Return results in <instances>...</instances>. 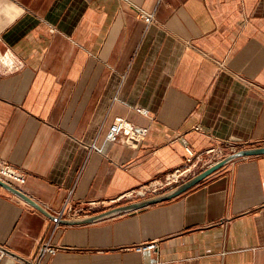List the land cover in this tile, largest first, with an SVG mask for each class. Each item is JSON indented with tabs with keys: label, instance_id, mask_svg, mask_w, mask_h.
<instances>
[{
	"label": "crops",
	"instance_id": "obj_1",
	"mask_svg": "<svg viewBox=\"0 0 264 264\" xmlns=\"http://www.w3.org/2000/svg\"><path fill=\"white\" fill-rule=\"evenodd\" d=\"M0 37V161L53 214L73 186L76 204H99L78 217L140 200L111 202L181 165L187 144L264 145V0H0ZM118 116L148 137L90 151ZM56 222L2 187L4 264L49 238L60 250L42 264H264V154L133 212ZM149 241L158 251L135 248Z\"/></svg>",
	"mask_w": 264,
	"mask_h": 264
},
{
	"label": "built area",
	"instance_id": "obj_2",
	"mask_svg": "<svg viewBox=\"0 0 264 264\" xmlns=\"http://www.w3.org/2000/svg\"><path fill=\"white\" fill-rule=\"evenodd\" d=\"M136 7L139 17H141L145 23L150 24L154 21V12L146 11L138 6ZM1 40L2 38L0 37V41ZM136 110L145 116L151 117L150 111L147 109L137 108ZM194 129L198 131L201 130L199 126H196ZM149 132L150 128L148 126L139 125L126 119L125 117L118 116L110 125L106 133L104 143L98 145L96 142H93L89 145V150L105 154V145L107 143L117 142H122L129 147L136 148L148 137ZM180 137L181 135H178V138ZM240 148L241 146L232 140L215 141L209 147L201 150H195L189 144L184 145L186 155L181 165L172 171L165 173L162 177L145 182L123 195L112 199L111 202H119L125 199H142L168 191L169 189H172L197 175L199 172L217 164L227 155L238 151ZM0 181L13 187H23L27 181V174L7 161H0ZM1 189L2 186L0 185V190ZM74 190L75 186L68 190V194L62 208L55 210L54 214L59 219L78 217L82 213L98 207L99 204L96 201H88L86 205L76 204L73 200ZM58 226H60V223L57 221L56 227ZM135 248L141 251H158L159 246L158 242L149 241L138 244ZM59 250L60 247L53 244L52 239L49 238L41 243L39 251L32 261L22 260V262L25 264H42L47 257L54 256ZM8 254V250L4 246L0 245V264H4V260Z\"/></svg>",
	"mask_w": 264,
	"mask_h": 264
},
{
	"label": "water",
	"instance_id": "obj_3",
	"mask_svg": "<svg viewBox=\"0 0 264 264\" xmlns=\"http://www.w3.org/2000/svg\"><path fill=\"white\" fill-rule=\"evenodd\" d=\"M262 154H264V145L251 146V147L240 149L234 153L227 155L223 160H221L217 164L199 172L197 175L175 186L174 188L169 189L168 191L162 192L154 196L146 197V198L140 199L135 202L116 206L114 208H111V209H108V210H105L99 213L90 214V215L78 217V218H72L68 220L66 218L59 219L55 214L51 213L42 204L35 201L33 198L25 194L23 191L17 188H14L13 186H10L7 183L1 182V181H0V185L8 189L9 191L15 193L19 197L23 198L24 200L29 202L31 205H33L35 208L40 210L42 213L51 217L55 221H58L61 224H65V225L66 224H84V223H92V222L101 221V220L108 219V218L117 216L119 214L127 213V212H133L141 208H144L148 205L158 203L164 200H168L172 197L179 195L180 193H183L184 191L188 190L194 185L200 183L202 180H204L210 174L215 172L217 169H219L220 167L224 166L225 164L235 159L245 157V156H254V155H262Z\"/></svg>",
	"mask_w": 264,
	"mask_h": 264
}]
</instances>
